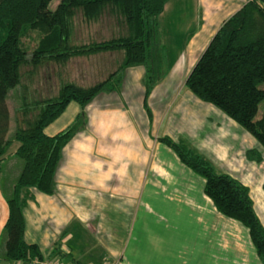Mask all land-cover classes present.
<instances>
[{
    "label": "crops",
    "instance_id": "crops-1",
    "mask_svg": "<svg viewBox=\"0 0 264 264\" xmlns=\"http://www.w3.org/2000/svg\"><path fill=\"white\" fill-rule=\"evenodd\" d=\"M193 1L201 11L200 26L182 43L172 38L163 45L164 70L148 93L147 110L143 67L124 68L113 90L97 93L84 106L83 128L61 149L53 193L30 191L23 213L29 207L39 242L51 244L48 258L65 255L74 264H261L247 228L219 213L203 193V179L157 139L189 144L245 185L264 228V148L233 119L181 87L218 26L244 0ZM79 111L69 102L44 133L64 129ZM249 149L261 160L248 159ZM6 217L5 203L2 225ZM25 241L41 250L37 241ZM55 246L60 257L51 251Z\"/></svg>",
    "mask_w": 264,
    "mask_h": 264
},
{
    "label": "trees",
    "instance_id": "trees-1",
    "mask_svg": "<svg viewBox=\"0 0 264 264\" xmlns=\"http://www.w3.org/2000/svg\"><path fill=\"white\" fill-rule=\"evenodd\" d=\"M50 0H0V163L11 140L5 139L8 126L7 91L20 81V68L35 67L43 61L64 63L71 57L101 52L122 51L118 66L103 80L88 86L62 82L52 97L34 100L20 107L16 115L14 154L22 167L5 200L7 217L4 262H28L42 258L36 243L23 239V208L31 190L52 194L54 173L62 147L84 126V106L99 92L113 90L121 71L141 65L143 106L152 86L163 74V55L155 45L156 19L168 0H59L53 10ZM121 17L126 33L108 39L71 44L72 18L80 12L84 22H93L102 11ZM40 34L27 55L21 39L29 32ZM264 0H244L243 4L221 22L189 70L184 86L198 99L212 104L247 131L264 148ZM80 111L62 130L49 136L44 128L56 119L69 102ZM260 115L255 118L258 105ZM157 139L168 146L179 161L203 179V193L222 215L247 228L255 253L264 264V228L256 216L248 188L230 175L220 172L189 144L166 136ZM245 156L260 161L255 149ZM264 192V180L261 183ZM61 255L57 246L51 250Z\"/></svg>",
    "mask_w": 264,
    "mask_h": 264
},
{
    "label": "rangeland",
    "instance_id": "rangeland-1",
    "mask_svg": "<svg viewBox=\"0 0 264 264\" xmlns=\"http://www.w3.org/2000/svg\"><path fill=\"white\" fill-rule=\"evenodd\" d=\"M58 1L50 0L47 5L48 9L53 10ZM200 12L193 0H168L165 3L163 11L156 19L157 25L154 38L155 45L161 49L162 55H164L162 47L166 42L169 44L171 39L174 38L179 43H182L187 32L195 31L199 28ZM72 25L71 44L108 39L112 36L126 33V27L121 17L109 11L108 8H105L100 17L93 22H84L80 12L76 11L72 18ZM39 36L38 32L31 31L21 39V44L26 49L28 56ZM113 53V56L109 55L108 57L98 54L86 57H71L62 64L53 61H43L35 67L26 64L20 68L19 83L7 91L5 102L8 109V126L5 139L11 141L0 163V257H2L4 251L5 240V233L1 222L4 215V204L11 194V187L22 167V159L16 156L13 150L17 145L13 140V134L16 129V115H18L17 110L20 107L29 106L34 100L54 96L62 82H74L82 86H88L103 80L102 78L108 71L114 70L118 63L121 62L122 51H114ZM174 84L167 83V85ZM181 87L187 89L184 87V84H181ZM258 87L264 90V82L259 83ZM260 105L257 107L255 118H258L260 115ZM70 106H77V104L70 102ZM23 216V239L37 241L41 247L40 252L42 257H47L51 244H48L47 247L45 244L39 242L40 238L32 223L29 207L24 209ZM78 251L83 252L84 248L80 247ZM68 259L65 255L61 257L62 261H68ZM0 264H4V261L1 259Z\"/></svg>",
    "mask_w": 264,
    "mask_h": 264
},
{
    "label": "built area",
    "instance_id": "built-area-1",
    "mask_svg": "<svg viewBox=\"0 0 264 264\" xmlns=\"http://www.w3.org/2000/svg\"><path fill=\"white\" fill-rule=\"evenodd\" d=\"M11 264H74V263L69 262V261H62L61 259L57 257H50V258L42 257V258H34L28 262L16 260V261H12ZM102 264H116V262L109 263L108 261L104 260Z\"/></svg>",
    "mask_w": 264,
    "mask_h": 264
}]
</instances>
